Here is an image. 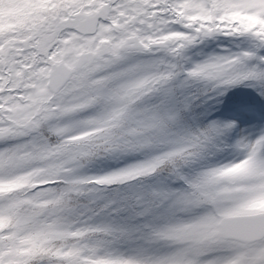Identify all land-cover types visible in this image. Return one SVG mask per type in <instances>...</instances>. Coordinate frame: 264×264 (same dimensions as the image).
Wrapping results in <instances>:
<instances>
[{
	"label": "snow or ice",
	"instance_id": "6c2138e0",
	"mask_svg": "<svg viewBox=\"0 0 264 264\" xmlns=\"http://www.w3.org/2000/svg\"><path fill=\"white\" fill-rule=\"evenodd\" d=\"M0 264H264V0H0Z\"/></svg>",
	"mask_w": 264,
	"mask_h": 264
}]
</instances>
